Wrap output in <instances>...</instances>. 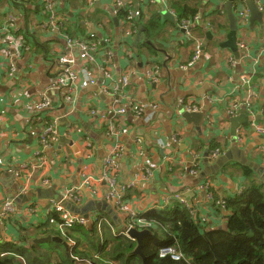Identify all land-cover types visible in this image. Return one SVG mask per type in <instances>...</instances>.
I'll list each match as a JSON object with an SVG mask.
<instances>
[{"label": "crops", "instance_id": "obj_1", "mask_svg": "<svg viewBox=\"0 0 264 264\" xmlns=\"http://www.w3.org/2000/svg\"><path fill=\"white\" fill-rule=\"evenodd\" d=\"M56 1L66 20L64 29L68 27L73 38L94 35L97 50L86 65L96 80L67 102V87L53 88L51 83L65 66L62 58L76 57L77 48L46 27L48 12L42 0H0V25L13 16L15 30L31 38V47L22 54L0 41V241L22 245L26 232L30 244L42 243L34 240L46 234L33 233L52 224L48 203L55 200L42 192L61 194L65 187L79 186L83 139L93 146L88 164L96 194L86 190L94 202L105 201L112 207L122 226L124 214L117 212L114 200L107 199L110 188L100 178L103 160L111 155L118 166L117 187L123 188L129 208L140 215L175 201L203 228H219L227 214L216 212L223 208L219 201L242 190L247 183L244 167L251 171L254 184L264 189V133L253 129V123L264 127V0H254L262 22H249L248 12L245 26L238 29V41L244 39L249 45L245 54L239 51L240 57L219 45L228 32L221 8L226 0H126L130 20L118 18L113 0ZM239 7L249 11L237 1L235 14ZM182 8L196 12L184 27L177 24ZM196 41L201 54L192 63ZM151 67L156 73L147 77L145 71ZM106 70L111 79L103 76ZM252 72L260 76L255 79ZM242 78L254 79L253 109L263 119L240 126L231 136L230 104L239 105L249 96V85ZM41 94L50 100L48 112L32 107ZM188 103L197 106L191 112H204L198 126L181 116V106L184 109ZM132 105L141 106L142 111L135 113ZM119 107L125 108V114L113 111ZM50 112L57 117L59 135L41 149L40 134ZM113 127L117 132L107 134V128ZM215 149L219 154L212 158ZM37 151L45 161L41 166ZM192 152L198 155L196 174L190 172ZM228 153L227 159L216 164ZM46 177L50 183L43 187L39 182ZM206 181L210 187L200 188ZM80 197L82 207L90 198L83 192ZM9 198L15 211L5 218L1 208Z\"/></svg>", "mask_w": 264, "mask_h": 264}, {"label": "trees", "instance_id": "obj_2", "mask_svg": "<svg viewBox=\"0 0 264 264\" xmlns=\"http://www.w3.org/2000/svg\"><path fill=\"white\" fill-rule=\"evenodd\" d=\"M116 13L124 20L130 16L124 8H118ZM195 14L191 9L182 8L177 24L192 19ZM79 29L80 26L76 33ZM19 32L13 30L16 35ZM63 33L77 39L69 33L68 27ZM22 35V48H30V36L24 32ZM254 76L256 79L260 73H254ZM49 117L47 113L46 120ZM244 168L247 183L232 198L221 200L223 208L216 210L218 215L222 210L227 212L219 228H203L186 207L175 201H170V205L161 210L138 214L147 223L145 225L125 215V226L149 231L142 239L141 254H138L134 253L136 240L121 234L122 227L117 231L116 224L104 212L97 211L86 223L64 225L60 230L58 224L65 221L58 212L52 211L49 216L52 225L37 227L39 232L33 234L54 235L68 244V249L64 252L55 250L49 246L52 242L30 244L31 238L28 239L25 232L21 236L22 245L0 241V264H143L142 257L145 264H264V189L262 185L254 184L251 171ZM123 200L127 201L126 195ZM162 245L172 246L180 257L160 256Z\"/></svg>", "mask_w": 264, "mask_h": 264}, {"label": "built area", "instance_id": "obj_3", "mask_svg": "<svg viewBox=\"0 0 264 264\" xmlns=\"http://www.w3.org/2000/svg\"><path fill=\"white\" fill-rule=\"evenodd\" d=\"M115 4L118 6V8H124L127 9L129 14V8L128 3L126 0H113ZM44 4L45 11L48 12V18L46 27L48 29H53L58 32L61 36H63L69 45L74 46L78 50V55L76 57H63L62 62L65 64L62 72L54 79V81L51 83V87L53 88H62L67 87L68 94L65 95L64 99L67 102H71L73 98L74 92L84 89L87 85L93 84L96 80V76L92 73L90 68L86 65L87 62H91L93 60L92 53H94L97 50V42L94 39V35L91 33L89 34V39H72L68 35L63 33L64 25L66 24L65 18L60 15V12L56 8L57 1L56 0H42ZM236 16H237V25L238 29H241L245 26L246 20L248 18V11L244 8H238L236 10ZM130 17V16H129ZM130 20V18H128ZM189 20L182 21L178 24V26L184 27L188 26ZM13 30H15V19L13 16H9L6 18L4 22L0 25V41L4 43L5 46L12 47L15 54H22L25 50H28V48H22L23 44V35L22 34H14ZM238 47L240 51L245 54L247 51L249 45L246 40L240 39L238 42ZM201 54V49L199 46V42L196 41L194 52L192 55V63H195L199 56ZM76 64V65H75ZM75 65V66H74ZM74 66V69H73ZM147 77H152L156 71L155 68L151 67L148 71H145ZM103 76L105 78L109 77L108 70L104 71ZM111 79V78H107ZM243 81L244 78H242ZM126 79L123 78V82H125ZM248 83V81H245ZM104 91L105 87H104ZM256 93H255V85L253 83L249 84V96L244 102V107L249 115H254V109L253 104L255 101ZM242 103L238 105L237 102H232L229 107V113L234 116L238 114L239 108L241 107ZM50 100L44 95L41 94L38 96V98L32 103V107L35 111L48 112L50 110ZM183 106V105H182ZM184 109L187 111H195L197 110V106L195 104H185ZM132 109L135 113L139 114L142 111L141 106L132 105ZM71 109H69L70 111ZM114 112H117L119 114H125V108L119 107L116 110H113ZM112 112V113H114ZM92 113H95L92 111ZM50 117L45 120V125L42 129V132L40 134V148H44L48 146L53 140H55L58 135L59 131L57 128V117H53V114L49 113ZM101 119L104 118V116H100ZM105 119V118H104ZM111 128V124L108 125ZM253 129L257 133H264V127L254 124L253 123ZM107 134L114 132H117L115 128L113 127V130L107 128ZM162 145L163 142L160 141ZM82 144V163L80 166V172H81V183L77 187H65L63 192L61 193L64 200L70 201L75 206L80 207L81 202V190L80 186H84L85 189H87L92 195H95V188L93 186L92 178L89 174V164L88 161L92 159L94 156L93 152V146L90 142H88L86 139L81 140ZM219 152L218 150H213L211 152V157L216 158L218 156ZM36 158L39 161L40 166L45 162L42 154L40 151H37L35 153ZM193 155V167L190 170L191 173L196 174L197 168H198V155ZM117 172H118V166L114 159V155L108 156L103 160L102 168L100 172V178L101 180H104L109 188L110 191L107 195V199L114 200L115 204L114 207L116 208L117 212L120 214H124L123 216L127 215L130 217L134 222L145 225L147 223L144 222L143 217L139 216L137 213H135L131 208H129L128 201L123 200V188L118 189L117 187ZM50 183L49 179L43 178L40 180L39 184L43 187L48 186ZM210 187L209 182L206 181L203 186H200V188L208 189ZM220 204H222L221 201H219ZM48 205L50 206L49 210L50 212H58L60 214V218L64 220L65 222L62 224H58V228L62 230V228L65 226H72L74 223H80L84 224L86 223L89 218H93V216L97 213L95 211H90L88 213V217L85 218L82 214H74L67 209H65L56 199H49ZM2 216L3 217H10L14 214L15 211V203L14 201L9 198L6 199L2 204ZM29 211H36V209L30 208ZM127 228H133L130 225L127 226ZM160 256L170 255L173 259H178L180 256L175 253V250L172 246H166L162 245L159 250Z\"/></svg>", "mask_w": 264, "mask_h": 264}, {"label": "water", "instance_id": "obj_4", "mask_svg": "<svg viewBox=\"0 0 264 264\" xmlns=\"http://www.w3.org/2000/svg\"><path fill=\"white\" fill-rule=\"evenodd\" d=\"M241 1L243 2L246 7L248 8V12L250 14L249 16V22H254L257 20L258 22H262V12L259 10V5L257 2L254 0H226L224 4L221 6L222 10L225 12L228 20V32L226 35H224V40H221L219 42V45L222 48H229L235 56L240 57L237 41H238V25H237V16L234 13L233 7L235 2ZM114 24L117 26V19L113 18ZM264 84V79L261 81ZM181 116L187 123H193L195 126H198L203 118H204V112H191L184 110L183 107L181 106L180 108ZM263 117L261 115H248L246 114L245 109L242 107L238 114L231 116L227 115V120L230 125V135L231 136H236L237 130L240 126L248 124L250 122H253L255 120H261ZM66 143L72 145L71 140H65ZM236 149V148H234ZM234 151V150H232ZM205 157L208 156V152H205L204 154ZM229 156L228 154L220 156L216 164L221 163L225 159H227ZM260 174H262L261 170H258ZM264 178V175H262ZM81 192H83L85 195L89 194L90 198V193L85 189L84 186H80ZM42 195H50L54 196V198L68 211L74 213V214H82L85 218L88 217V213L90 211H101L104 212L113 222L116 224L117 227H122V230H126V236L132 237L134 240H136V247L134 249V253L141 254V245H142V239L149 234V231L147 229L143 230H136L134 228H127L125 226L120 225L121 220L118 219L116 213L114 212L113 208L110 207L108 204H106L105 201L100 204V202H94L92 198L89 199V201L82 207H77L70 201L64 200L61 194H57L55 192H52L51 190H43ZM22 200L25 199V197H21ZM119 223V224H118ZM35 242H53V243H59L62 244L64 249H68V245L62 241L58 237H51V236H46L44 238H39L37 240H34ZM143 264H145L144 257H142Z\"/></svg>", "mask_w": 264, "mask_h": 264}, {"label": "rangeland", "instance_id": "obj_5", "mask_svg": "<svg viewBox=\"0 0 264 264\" xmlns=\"http://www.w3.org/2000/svg\"><path fill=\"white\" fill-rule=\"evenodd\" d=\"M238 42H239V41H237V45H238ZM200 49H201V48H200ZM238 49H239V47H238ZM239 51H240V49H239ZM242 54H243V53H242ZM252 74H254V72H252ZM250 83H253V84L255 85L254 80H252V82H249V81H248V85H249ZM255 87H256V85H255ZM245 101H246V100H245ZM245 101H244V102H245ZM244 102L242 103L241 106L245 109V107H244V105H243ZM242 107H241V108H242ZM241 108H240V109H241ZM245 111H246V110H245ZM246 114H247V112H246ZM248 115H249V114H248ZM254 115H255V113H254ZM47 223H48V222H47ZM48 225L51 226L52 224L48 223ZM116 230L119 231L118 228H117ZM47 244H48V243H47ZM49 246L55 247L57 250L62 251V252L65 251L63 245H62V244H59V243H53V242H52V243L49 244Z\"/></svg>", "mask_w": 264, "mask_h": 264}, {"label": "clouds", "instance_id": "obj_6", "mask_svg": "<svg viewBox=\"0 0 264 264\" xmlns=\"http://www.w3.org/2000/svg\"><path fill=\"white\" fill-rule=\"evenodd\" d=\"M127 227V226H126ZM121 234L126 235V230L121 231ZM68 245V244H67Z\"/></svg>", "mask_w": 264, "mask_h": 264}]
</instances>
